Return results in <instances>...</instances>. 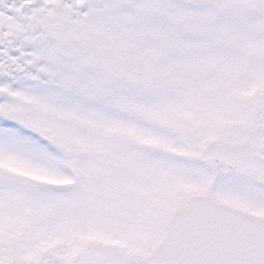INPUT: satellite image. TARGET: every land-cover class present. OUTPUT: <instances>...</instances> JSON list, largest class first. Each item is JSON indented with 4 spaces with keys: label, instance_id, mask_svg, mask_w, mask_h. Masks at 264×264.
<instances>
[{
    "label": "snow or ice",
    "instance_id": "obj_1",
    "mask_svg": "<svg viewBox=\"0 0 264 264\" xmlns=\"http://www.w3.org/2000/svg\"><path fill=\"white\" fill-rule=\"evenodd\" d=\"M0 264H264V0H0Z\"/></svg>",
    "mask_w": 264,
    "mask_h": 264
}]
</instances>
